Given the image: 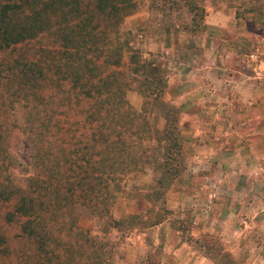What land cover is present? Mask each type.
Instances as JSON below:
<instances>
[{
    "label": "trees",
    "instance_id": "1",
    "mask_svg": "<svg viewBox=\"0 0 264 264\" xmlns=\"http://www.w3.org/2000/svg\"><path fill=\"white\" fill-rule=\"evenodd\" d=\"M137 1L0 0V200L13 201L0 212V264H20L23 240L36 264H115L110 242L78 225L79 207L115 229L128 218L142 228L165 219L154 205L184 170L179 108L164 98L165 77L146 70L120 38ZM149 4L168 15L185 11L190 32L206 15L198 0ZM130 89L142 96L139 110ZM21 136L29 164L19 176L10 140ZM149 168L156 175L144 196L148 216L113 219L111 184ZM12 226L16 233L7 238ZM158 263L148 251L135 264Z\"/></svg>",
    "mask_w": 264,
    "mask_h": 264
},
{
    "label": "rangeland",
    "instance_id": "2",
    "mask_svg": "<svg viewBox=\"0 0 264 264\" xmlns=\"http://www.w3.org/2000/svg\"><path fill=\"white\" fill-rule=\"evenodd\" d=\"M200 4L204 6L201 2ZM204 8L206 9L205 6ZM141 12H145L148 16V25H150V21L153 25V29H143L147 31V35L152 32L155 35L158 31L163 33V30L167 28H173L175 31L187 30L183 25L190 20L185 11L168 15L152 8L149 0H138L135 11L123 19L120 38L130 42V51L136 52L137 55L140 54L141 60L143 57L149 58L145 52L149 51L151 47L150 36L147 38L139 32L140 30H135L133 27L139 17H136L135 14ZM256 13H259L258 22L262 27L263 34L256 39L250 50H247L242 66L256 89L254 112L244 117L243 112L239 114V109L236 110L230 126L232 144L219 146L218 154L223 159L218 161L219 165L215 170V173L223 174V176L227 174L225 171L227 168L233 172L230 180L227 181L231 191L227 194L224 193L228 197L224 201H227L235 216L233 224L219 223L210 218L209 223L205 226L192 225L187 217L188 208L184 207L183 209V205H181L183 204L182 200L171 201L170 191L182 192L183 187L187 186L184 178L185 170L188 169L187 153L180 132L184 170L174 180L171 187L164 192L162 201L156 202L154 205L155 212L163 214L165 217L161 226H156L158 225L156 224L142 228L139 227L140 224L133 225L137 224L136 219L129 220L128 218L117 229L109 228L104 222L93 219L86 208H78V225L89 229L92 234L98 235L101 241L110 242L115 264H135L141 261L148 251L155 253L159 260L158 264H197V262L198 264H264V0H261L260 5L256 7ZM34 47L37 48L38 44H35ZM130 51L124 52L120 62V68L123 71L127 69ZM251 52L256 53V61L249 59L248 55ZM127 98L135 109L141 108L142 96L137 90H128ZM164 98L171 103L166 99V93ZM152 108L158 107L153 106ZM180 116L181 112L179 111V118ZM149 122L155 124L153 120H149ZM10 142L14 144L12 149L20 164L16 174L21 176L29 164V144L23 136L20 137V141L13 137ZM155 175L156 172L149 168L135 178H128L122 184L120 182L111 184L112 192L115 195V201L111 208L113 219L127 218L134 213L143 218L148 216V210L152 204L144 201V196H148L149 185L153 183ZM218 176L222 177V175ZM193 179L194 181L190 178L188 180L192 184L191 187L199 181L197 177ZM207 185L209 186L208 194L202 199L201 204L195 203L196 208H202L203 214L210 212L218 194L216 182L209 179ZM12 208L13 201L0 200V212L6 213ZM5 232L6 237L11 238L16 230L12 226L6 228ZM142 232H147L146 238L148 241L150 240V243L144 244L146 238ZM171 241L175 244L173 250L169 249L172 245ZM19 245L22 257L20 264H36L39 261L30 241L23 240ZM168 251L170 255L166 254ZM40 258L44 263L46 262L44 258Z\"/></svg>",
    "mask_w": 264,
    "mask_h": 264
},
{
    "label": "crops",
    "instance_id": "3",
    "mask_svg": "<svg viewBox=\"0 0 264 264\" xmlns=\"http://www.w3.org/2000/svg\"><path fill=\"white\" fill-rule=\"evenodd\" d=\"M199 1L207 13L195 33L167 28L163 33L147 35L143 29H153V25L151 21L148 25L145 12L135 14L139 17L133 27L147 38L150 36L151 47L145 52L149 58L143 57L141 61L146 70L165 77L166 99L181 112L180 132L188 161L184 175L187 186L182 192L170 191L171 201L182 200L192 225L205 226L210 218L233 224L232 208L224 201L228 198L224 193L231 191L227 181L233 172L227 168L223 176L215 170L223 159L218 154L219 146L232 144L230 126L236 110L239 109V114L243 112L244 117L254 112L256 89L242 66L247 50L263 34L256 13L261 0ZM188 177L192 181L197 177L199 181L191 187ZM209 179L217 183L218 194L210 212L203 214L195 203L201 204L208 194ZM142 234L147 237V232ZM171 242L169 249L173 250L175 244ZM148 243L150 240L146 238L144 244ZM166 254L170 255L169 251Z\"/></svg>",
    "mask_w": 264,
    "mask_h": 264
},
{
    "label": "built area",
    "instance_id": "4",
    "mask_svg": "<svg viewBox=\"0 0 264 264\" xmlns=\"http://www.w3.org/2000/svg\"><path fill=\"white\" fill-rule=\"evenodd\" d=\"M248 56H249V59L252 60V61H256L257 60L256 53L251 52Z\"/></svg>",
    "mask_w": 264,
    "mask_h": 264
}]
</instances>
